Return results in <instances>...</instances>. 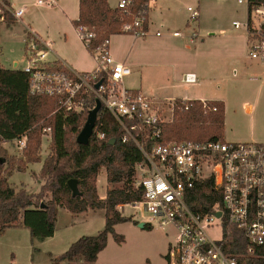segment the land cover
Masks as SVG:
<instances>
[{
    "label": "built area",
    "instance_id": "1",
    "mask_svg": "<svg viewBox=\"0 0 264 264\" xmlns=\"http://www.w3.org/2000/svg\"><path fill=\"white\" fill-rule=\"evenodd\" d=\"M250 3V0H238ZM132 0H119L117 7L131 14ZM40 4L55 5L56 0H39ZM191 21L198 20V7H189ZM21 20L24 8L14 9L0 0V21L5 12ZM125 21L123 32L135 37L150 34L144 27L145 14ZM240 27L241 23L235 21ZM248 56L264 65V4L249 8L246 23ZM80 34V32H79ZM196 32L194 33V35ZM81 35V34H80ZM161 36L162 32H156ZM182 36V32H173ZM83 39V37L81 36ZM90 43V36L84 40ZM110 38L104 45L91 50L95 70L82 73L73 70L60 59L51 60L52 43L43 40L30 29L25 41L26 61L20 66L29 76L30 91L37 95L58 96L67 111L82 112L85 95L94 94L115 117L123 130L122 141L134 142L143 154L136 163V187L144 190L143 198L124 206L141 212V220L151 228H172L174 239L169 242L168 264H242L236 256L223 248L224 219L241 229L252 246H264V143L229 142L226 140L163 141L165 120L159 115L154 101L139 91L128 89L124 78L132 69L118 62L110 50ZM16 68H19L16 64ZM102 80L97 88L96 84ZM194 73L184 74L182 82L195 83ZM105 121L97 119L94 134L104 139ZM51 136V128H45ZM92 136V137H93ZM28 136L12 141L19 148L27 145ZM213 180V187L200 193V204L205 212H196L188 204L192 190L200 183ZM221 212V216L217 213ZM217 222V223H216ZM219 225L222 238L214 239L208 227Z\"/></svg>",
    "mask_w": 264,
    "mask_h": 264
},
{
    "label": "trees",
    "instance_id": "2",
    "mask_svg": "<svg viewBox=\"0 0 264 264\" xmlns=\"http://www.w3.org/2000/svg\"><path fill=\"white\" fill-rule=\"evenodd\" d=\"M2 1L9 4L8 0ZM149 1L132 0L131 14L127 15L118 7H112L108 0H79V17L73 24L83 40L90 36V43L86 46L91 51L104 45L111 36L124 33L123 25L132 16L145 14L148 18ZM254 4H264V0H250L249 8ZM14 20V16L6 11L5 22ZM2 23L0 21V34ZM144 27L148 28L146 21ZM97 100L94 94H87L82 112L67 111L62 107L61 97L33 94L29 76L22 69L6 68L0 63V143L28 136L25 158L19 159V164H15L0 146V235L9 227L23 224L30 229L34 239L43 240L54 235L59 208H66L76 214L88 210H106L105 226L101 231L81 236L49 264H75L79 261L96 264L99 253L108 244L109 234L118 242L123 241V236L116 232L115 226L133 221L131 216L123 215L118 207L143 198V188L135 184V165L143 159V154L134 142L122 141L123 130L104 104L98 117L104 118L106 138L96 139L93 136L88 145L77 141L89 111L96 106ZM225 117L226 105L222 100H208L204 104L198 99H177L173 120L163 124V141L225 140ZM45 128H51L52 131V151L43 161L38 177L47 178V182L39 193L28 192L24 188L17 190L8 177L3 176L4 165L9 159V170L16 165L26 169L28 164L40 162L37 152ZM112 139H115L114 143ZM103 167L109 185L105 198L99 196L97 189V178ZM71 179L77 180L80 195L73 196L69 187ZM212 187L213 180L209 179L192 190L194 193L188 199V204L194 211H206L205 206L199 203L200 193ZM47 192L51 193V199L42 202ZM223 225V248L226 253L236 256L242 264H264V246L252 250L241 229L225 219ZM144 227L151 228L146 224Z\"/></svg>",
    "mask_w": 264,
    "mask_h": 264
},
{
    "label": "rangeland",
    "instance_id": "3",
    "mask_svg": "<svg viewBox=\"0 0 264 264\" xmlns=\"http://www.w3.org/2000/svg\"><path fill=\"white\" fill-rule=\"evenodd\" d=\"M23 1L30 5L28 14L24 16V20L28 21V17V19H32V21L38 23L44 29V32H48L50 40L54 42H51L53 50H61L63 48H66L69 51L78 50L80 43L77 40L76 34L73 33V27H71L72 25L70 26L69 22L66 21L58 11H56V5L54 6V9H47L46 6L48 5H45V7L39 6L37 4L38 0ZM111 1L114 2L117 0ZM195 2L196 0H178L177 4L172 6V9H178L177 13L182 16L180 20H177L176 24L178 26L174 25V27H179L182 32V36H179V38H166L163 36L162 39L155 41L153 39H148L149 36L145 37L147 40H143L145 38L134 39V37L130 35L120 37L122 38L120 44L122 45L123 43L122 49L127 48L128 45L137 44L139 49H150L163 53L161 63L164 65L156 66L154 68L156 71L146 79L147 86H149L150 89L153 88L155 93L160 94L162 99H164V93L168 88L167 85L170 83H178L182 73L191 69V65L194 62L193 59L190 58L189 53H193L200 40L205 37V31L202 30L204 26L203 18L202 22L200 17L196 21H191L190 19V12L187 7L196 6ZM58 3L62 5L63 2L60 0ZM65 4L68 8V15L73 17L76 12L77 0H65ZM237 6L236 3H232L230 10L231 13L222 19L221 24L227 28L226 34H234L232 21L237 18ZM240 6L244 10L247 7L246 4ZM185 16L187 17V22L183 25L182 22ZM155 18V21L160 24V16L156 15ZM73 19L76 20L77 18ZM239 19H241L240 21L242 22H246L247 18ZM146 22H149V15ZM200 25L202 28H200ZM17 27L22 29L21 23H18ZM8 30L9 29H4V37L10 39L8 37ZM170 31L172 32L173 30ZM171 32L167 33L166 36L170 37ZM195 32L196 34L194 35ZM65 34L67 35V43L65 41ZM116 39L117 38L114 40ZM15 51L13 54H18L22 57L23 55L25 56V44L23 45L22 51H20L19 44L15 46ZM21 52L23 55H21ZM240 55L242 56L241 58L250 65H252V62H255L249 58L247 48L243 50ZM171 61L175 65L174 71L168 66V63ZM203 62L205 67L204 82L196 88L202 90V93L206 97L219 98L225 102L226 117L224 139L229 142L264 143V65L259 63L257 68L250 71L244 69L245 67H248L247 64L236 63L233 61V58L230 57L222 58L217 61L205 59ZM7 64L9 65L10 62L4 63V65ZM235 68H239L237 69L236 75L234 72ZM142 70L145 71V68L140 66L138 68L133 67L132 75L124 78L125 87L130 88L141 86ZM147 70L149 71L150 68H147ZM158 70L165 71L159 72ZM180 89L182 91L194 90L192 87H187L185 85H181ZM153 101L159 115L165 120V123L171 122L173 120L175 100L170 102ZM202 102L206 104L207 100ZM49 135L50 133L43 129L42 143L37 152L41 161L38 163H43L46 157L51 154L52 139L49 138ZM0 146L7 151L8 157L12 158V161L14 160L15 164L19 159L25 158L24 151L26 147L19 148L14 143L4 142L0 143ZM30 164L34 165L35 163ZM9 167L10 162L8 159L4 165L3 176L8 177L9 180V177L14 175L11 179L12 182L10 180L9 182L17 190L24 188L28 192L39 193L42 186L47 182V178L37 177L33 170L30 171V174L32 173L33 176L37 178L36 181L29 173H24L27 171L28 165L26 169H22L19 165H16L12 170H9ZM137 177L138 176L136 175L135 181L137 180ZM30 178H32V180L27 188L24 183L29 181ZM107 188H109V185L107 183L106 169L103 167L97 178V189L100 197V193H103ZM51 196V193L47 192L42 197L41 201L48 202L51 199ZM120 211L122 214H126L125 216H131L133 221L122 222L115 226L116 232L123 236V241L118 242L112 234H109L108 244L106 248L99 253L96 264H144L147 261H149L150 264H168L166 259L168 243L174 239L175 231L172 228H163L159 226L153 228L140 227V223L143 221L141 220V212L139 210L129 206L124 207V205H122ZM88 220L86 221L89 223L96 219L92 218V220ZM135 221L137 223H135ZM96 222L99 221L96 220L92 225L88 223L84 225L86 226V231H94V233L82 235H94L104 228V222L100 224V226H98L99 223ZM216 223L213 226L208 227L207 230L210 235L217 240L222 238V230L219 225H216ZM75 264L79 263L76 262Z\"/></svg>",
    "mask_w": 264,
    "mask_h": 264
},
{
    "label": "crops",
    "instance_id": "4",
    "mask_svg": "<svg viewBox=\"0 0 264 264\" xmlns=\"http://www.w3.org/2000/svg\"><path fill=\"white\" fill-rule=\"evenodd\" d=\"M60 0H56V11H58L66 21L69 22L70 26L73 27V33L76 34L77 40L80 43V46L77 51H69L66 48L61 50L54 49L52 52L50 59H60L67 66L72 68L75 71L87 73L95 70L96 62L91 54V51L87 48L84 40L81 38L79 34V30L74 26L73 18L79 17V0H77L76 12L73 17L68 15V8L66 7L65 0H61L62 5L58 3ZM11 7L14 9L24 8L25 12L22 15L21 20H14L11 23L3 22L1 26V34H0V63L6 68L15 69L17 66H22L26 61V55L24 56L21 52L22 56L18 54H13L15 51V46L19 44L20 51L23 50V45L25 44L27 38V30L30 29L38 34L43 40L53 42L50 40L48 32H44V29L36 22L32 21V19L24 20V16L28 14L29 7L27 3L22 1L8 0ZM109 4L112 7H117L119 0L112 2L108 0ZM178 0H150L149 1V22L148 29L150 34L148 35V39H153L155 41L162 39L163 36L166 38H179V36L173 35V32L180 31L177 20L181 19L182 16L177 13L178 9H172L173 5H176ZM220 2V4H219ZM236 3V16L237 18L232 21V29L234 30V34L229 35L226 34L227 28L221 24L222 19H224L229 13H231V4ZM39 6L45 7L46 4H40L39 0L37 1ZM196 6L198 7L200 12V18L202 22V18L204 21V26L200 25L203 31H205V37H203L198 43L195 51L193 53H189L190 58L193 59V64L191 65V69L186 72H183L178 83H170L167 85L166 92L164 93V99L161 98L160 94L155 93L154 89H150L146 84V79L150 77L156 70L154 69L156 66L164 65L161 63V58H163V53L160 51H153L150 49H139L137 44L128 45L127 48H123V43H121L120 37H125L126 35H130L134 37V39H138L140 37H135L129 33L116 34L111 36L110 38V50L113 57L118 62H123L128 65L132 69L133 67L138 68L139 66L145 68V71H141V86L139 87H130L128 89L139 91L150 97L153 100L158 102H170L174 101L178 98L185 100H222L219 98H211L206 97L202 90H198V87L202 82H204L205 77V67L204 60L208 59L211 61H217L220 59H224L227 57L233 58V61L236 63L247 64L248 67L244 69H248L253 71L260 62L253 60L258 63H253L250 65L247 63L242 56L240 55L243 50L247 48L248 53V45H247V32H246V23L248 21L249 16V6L246 4V9L244 10L240 5L245 3H239L238 0H196ZM46 6L47 9H54V6ZM188 6L187 8H189ZM189 11V9H188ZM190 12V11H189ZM159 15L161 18L160 24H158L155 20V16ZM239 18H247L246 22L240 21ZM235 21H239L241 23L240 27H236L234 25ZM187 22V17H184L182 22L183 25ZM21 23L22 29L17 27V24ZM175 28V29H173ZM4 29H9L7 39L4 37ZM170 30H173L172 32ZM161 31L162 35L157 36L156 32ZM170 37L166 36L167 33H170ZM181 32V31H180ZM65 41L67 43V35L65 34ZM147 37V36H146ZM117 38L116 40H114ZM145 38V37H143ZM7 39V40H6ZM11 40V41H10ZM18 40V41H17ZM147 40V38L143 39ZM54 43V42H53ZM163 46V45H162ZM16 52V51H15ZM7 53V54H6ZM208 57V58H207ZM23 60V62H22ZM252 60V59H251ZM10 62L8 65H4V63ZM169 62V60H168ZM185 62V60H184ZM215 63V62H211ZM261 64V63H260ZM263 65V64H262ZM168 66L174 71L175 65L172 63H168ZM244 67V66H243ZM147 68H150L148 71ZM237 69L235 68V75L237 73ZM159 72H163L165 70H158ZM132 73L130 75H132ZM194 73L197 76V81L195 83H184L182 82V78L184 74ZM252 74L251 72H249ZM128 75V76H130ZM201 78V79H200ZM170 80V79H169ZM181 85H185L187 87H192L194 90H185L182 91L180 89ZM127 88V87H126ZM223 101V100H222ZM226 105V104H225ZM43 163H35L28 164L27 171L24 173H29L33 170L34 173L39 175V172L42 168ZM36 166V168H35ZM35 181L37 178L30 174ZM14 177L11 175L9 180ZM32 178L29 181H26L24 184L29 186ZM12 182V181H11ZM107 194V189L100 193L101 198H105ZM122 205L118 207L121 210ZM126 207V206H124ZM123 215H126L123 213ZM98 217V218H96ZM95 218L98 220L100 224L106 221V210L105 209H97V210H88L83 213H73L66 208H60L56 221L55 233L53 236L47 237L43 240L34 239L31 235V231L29 228L25 227L23 224L15 225L7 228L0 235V264H49L51 261L64 253L70 245L76 241L78 238L83 236L82 234H92L94 231H86L85 229L88 222L86 220ZM103 221H102V220ZM95 220V221H96ZM86 221V222H85ZM89 221V220H88ZM95 221H91L88 224L92 225ZM81 225V226H80ZM81 227V228H80ZM89 228V227H87ZM169 245V243H168ZM99 257V256H98ZM79 264H83L82 261L78 262Z\"/></svg>",
    "mask_w": 264,
    "mask_h": 264
},
{
    "label": "water",
    "instance_id": "5",
    "mask_svg": "<svg viewBox=\"0 0 264 264\" xmlns=\"http://www.w3.org/2000/svg\"><path fill=\"white\" fill-rule=\"evenodd\" d=\"M101 83H102V80H100L96 84V87L98 88L101 85ZM101 107H102L101 100H97L96 106L89 111L86 123L84 124L81 132L79 133V135L77 137V141L79 143L84 144V145H88L90 143L91 138L94 134V129H95L96 122L98 119V113H99ZM114 142H115V139H112V143H114ZM69 187L71 188V190L73 192V196H77V195L81 194L76 179H71L69 181ZM217 216H221V212H218ZM144 225L145 224L143 222L140 223V227H144Z\"/></svg>",
    "mask_w": 264,
    "mask_h": 264
}]
</instances>
